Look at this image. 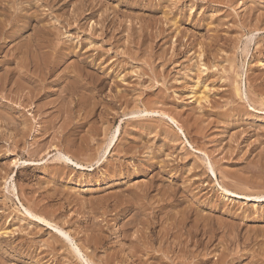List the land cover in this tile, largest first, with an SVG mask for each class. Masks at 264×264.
<instances>
[{"label": "rangeland", "instance_id": "obj_1", "mask_svg": "<svg viewBox=\"0 0 264 264\" xmlns=\"http://www.w3.org/2000/svg\"><path fill=\"white\" fill-rule=\"evenodd\" d=\"M0 29V264H264V0H0Z\"/></svg>", "mask_w": 264, "mask_h": 264}, {"label": "bare ground", "instance_id": "obj_2", "mask_svg": "<svg viewBox=\"0 0 264 264\" xmlns=\"http://www.w3.org/2000/svg\"><path fill=\"white\" fill-rule=\"evenodd\" d=\"M174 1V0H173ZM50 2V1H49ZM152 2V1H151ZM156 2V1H155ZM90 3V2H89ZM146 3V2H145ZM173 3V2H172ZM83 6V5H82ZM86 6V5H85ZM89 6V5H88ZM153 6V5H152ZM172 6V5H171ZM222 6V5H221ZM236 6V5H235ZM150 7H151V5H150ZM232 7V6H231ZM173 9V8H172ZM83 10V9H82ZM89 10V9H88ZM91 11V10H90ZM91 12H93V11H91ZM90 12V13H91ZM105 15V14H104ZM248 15V14H247ZM83 16V15H82ZM150 17V16H149ZM77 20V19H76ZM108 20V19H107ZM162 20V19H161ZM160 20V21H161ZM170 20V19H169ZM252 20V19H251ZM18 21V20H17ZM156 21V20H155ZM154 21V22H155ZM165 21V20H164ZM256 21V20H255ZM149 22V21H148ZM14 23V22H13ZM114 23V22H113ZM112 24V23H111ZM165 24V23H164ZM116 25V24H115ZM15 26V25H14ZM112 26V25H111ZM131 26V25H130ZM148 26V25H147ZM153 27V26H152ZM161 27V26H160ZM58 28V27H57ZM138 28V27H137ZM155 28V27H154ZM123 29H125V27H123ZM131 30H132V28H131ZM0 31H1V29H0ZM47 31V30H46ZM46 31H45V34H46ZM140 31V30H139ZM41 32H42V30H41ZM51 32V31H50ZM164 32V31H163ZM9 33V32H8ZM48 33V32H47ZM54 33V32H53ZM44 34V33H43ZM50 34V33H49ZM58 34V33H57ZM151 34V33H150ZM255 34V33H254ZM41 35V34H40ZM48 35V34H47ZM114 35V34H113ZM152 35V34H151ZM220 35V34H219ZM252 35V34H251ZM53 36V35H52ZM57 36V35H56ZM145 36V35H144ZM149 36V35H148ZM255 35H253V37H254ZM39 37V36H38ZM59 37V36H58ZM66 37V36H65ZM121 37V36H120ZM123 37V36H122ZM155 37V36H154ZM1 38V37H0ZM228 38V37H227ZM250 39H253V38H250ZM250 39H249V41H250ZM47 40V39H46ZM53 40V39H52ZM142 40H143V38H142ZM141 40V41H142ZM219 40V39H218ZM37 41H39V40H37ZM140 41V40H139ZM252 41V40H251ZM250 41V42H251ZM35 42V41H34ZM57 42V41H56ZM56 42H54V43H56ZM215 42V41H214ZM48 43V42H47ZM180 43H181V41H180ZM185 43V42H184ZM16 44V43H15ZM32 44V43H31ZM30 44V45H31ZM38 44V43H37ZM52 44V43H51ZM57 44V43H56ZM55 44V45H56ZM58 45V44H57ZM212 45V44H211ZM41 46H43V44H41ZM61 46V45H60ZM32 47V46H31ZM31 47H30V49H31ZM35 47H38V46H36L35 45ZM47 47V46H46ZM52 47H54V46H52ZM60 48H62V47H60ZM59 48V49H60ZM37 49V48H36ZM39 49H40V47H39ZM52 49V48H51ZM54 50H56V48H54ZM61 50V49H60ZM2 51V50H1ZM17 51V50H16ZM53 52V51H52ZM51 52V53H52ZM59 52V51H58ZM55 53V52H54ZM173 53V52H172ZM209 53V52H208ZM211 53V52H210ZM9 54V53H8ZM11 54V53H10ZM54 55V54H53ZM211 55V54H210ZM35 56V55H34ZM54 56H56V54L54 55ZM33 57V56H32ZM222 57V56H221ZM34 58V57H33ZM152 58V57H151ZM135 59V58H134ZM24 60H26V59H24ZM53 60V59H52ZM201 60V59H200ZM32 62V61H31ZM85 63V62H84ZM262 63V62H261ZM82 64V63H81ZM163 64V63H162ZM70 65V64H69ZM83 65V64H82ZM81 65V66H82ZM75 67V66H74ZM84 67V66H83ZM67 68V67H66ZM80 69V68H79ZM82 69V68H81ZM17 70V69H16ZM15 70V71H16ZM68 70V69H67ZM66 70V71H67ZM84 70V69H83ZM225 70V69H224ZM61 71V70H60ZM86 71H88V69L86 70ZM76 72H78V71H76ZM85 73V72H84ZM32 74V73H31ZM4 76H5V74H4ZM97 76H99V75H97ZM229 76V75H228ZM248 76V75H247ZM20 76H18V78H19ZM70 77V76H69ZM260 77V76H259ZM84 79V78H83ZM99 79V78H98ZM97 79V80H98ZM231 79V78H230ZM43 80V79H42ZM96 80V81H97ZM254 80V79H253ZM66 82V81H65ZM95 83V82H94ZM25 84V83H24ZM90 84V83H89ZM230 84V83H229ZM77 85V84H76ZM242 85V84H241ZM239 86V85H238ZM259 86V85H258ZM38 87V86H37ZM252 88V87H251ZM37 90V89H36ZM82 90V89H81ZM41 91V90H40ZM92 91V90H91ZM36 92H38V91H36ZM14 93V92H13ZM27 93V92H26ZM92 93V92H91ZM1 94V93H0ZM18 94V93H17ZM20 97V96H19ZM60 99V98H59ZM57 102V101H56ZM144 102V101H143ZM143 102H140V103H143ZM163 102V101H162ZM250 102V101H249ZM42 103H44V102H42ZM59 103V102H58ZM87 103V102H86ZM121 103V102H120ZM252 103V102H251ZM28 106V105H27ZM112 106V105H111ZM150 106H153V105H150ZM154 108V107H153ZM215 108V107H214ZM249 108V107H248ZM253 108V107H252ZM251 108V109H252ZM170 109V108H169ZM41 110V109H40ZM144 109H142V111H143ZM152 111H146V110H144V111H146L145 112V115L146 114H149V113H151V116H153L152 115V113H157L156 112V110L155 111H153L154 109H151ZM139 111V110H138ZM131 112V111H130ZM136 112V111H135ZM223 112V111H222ZM134 113V112H133ZM139 113V112H138ZM142 113H144V112H142ZM159 113V112H158ZM6 114V113H5ZM140 114V113H139ZM159 114H161V112L159 113ZM132 115H134V114H132ZM135 115H136V113H135ZM141 116H143L142 114H140ZM150 115V114H149ZM164 115V114H163ZM167 115V114H166ZM227 115V114H226ZM241 115V114H240ZM139 116V115H138ZM155 116V115H154ZM200 116V115H199ZM145 117V116H144ZM149 117V116H148ZM168 117V116H167ZM161 118V117H160ZM168 118H170V120L172 119V117L171 116H169ZM51 119V118H50ZM2 121V120H1ZM6 121V120H5ZM9 121V120H8ZM172 121H173V119H172ZM198 121V120H197ZM242 121V120H241ZM212 122V121H211ZM67 123H69V122H67ZM174 123H175V121H174ZM196 124V123H195ZM200 124V123H199ZM66 125V124H65ZM238 125V124H237ZM210 126V125H209ZM259 126V125H258ZM199 127V126H198ZM197 127V128H198ZM203 128V127H202ZM207 128V127H206ZM257 128V127H256ZM181 129V128H180ZM195 129V128H194ZM200 129V128H199ZM188 130V129H187ZM110 131V130H109ZM117 131H118V129L117 130H115V133H113L112 134V137H111V139H109L110 140V142H109V140H108V142L110 143V144H112V142L117 138V136H116V134H117ZM203 131V130H202ZM226 131V130H225ZM194 133V132H193ZM109 134V133H108ZM203 134V133H202ZM206 134V133H205ZM239 134V133H238ZM110 138V137H109ZM116 140H118V139H116ZM115 140V141H116ZM13 141H14V139H13ZM222 141V140H221ZM117 142V141H116ZM33 145V144H32ZM109 145V144H108ZM115 145V142L113 143V146ZM110 146H112V145H110ZM112 146V147H113ZM33 147V146H32ZM109 147V146H108ZM107 147V148H108ZM137 147V146H136ZM35 148V147H34ZM110 148V147H109ZM197 150V149H196ZM42 151V150H41ZM60 153V152H59ZM62 153V152H61ZM218 157V156H217ZM231 158V157H230ZM59 159H61V161H62V163L64 162V163H66V164H68V163H71V164H75V165H81L80 163H78V162H76L75 160H73L71 157H69V156H67V155H65L64 153H62L61 155H60V158ZM176 160V159H175ZM95 161V160H94ZM60 162V161H59ZM214 166V165H213ZM215 167V166H214ZM249 167V166H248ZM6 168V167H5ZM211 168V167H210ZM108 170V169H107ZM263 170V169H262ZM209 171H212V174L213 175H215V172H214V169H209ZM252 171V170H251ZM153 179V178H152ZM196 181V180H195ZM247 182V181H246ZM254 183V182H253ZM200 184V183H199ZM223 184V183H222ZM227 184V183H226ZM159 186V185H158ZM170 188V187H169ZM231 188V187H230ZM176 189V188H175ZM224 190H226V191H228V192H230V193H232L233 195H236L237 193L236 192H234V191H229V190H227V189H225V188H223ZM164 192V191H163ZM162 192V193H163ZM243 192V191H242ZM252 192V191H251ZM261 192V191H260ZM263 192V191H262ZM238 195V194H237ZM236 195V196H237ZM183 196H185V195H183ZM242 196V195H241ZM247 196H250V195H245V197H247ZM259 196V195H258ZM257 197V196H256ZM263 197V196H262ZM261 197V198H262ZM258 198V197H257ZM159 203H160V201H159ZM155 204V203H154ZM210 205V204H209ZM115 206V205H114ZM34 208V207H33ZM189 208V207H188ZM24 209H25V211L27 212V213H29V215L32 217V219L34 220V221H43V222H46V223H49V224H52L53 222L51 221H49V220H47V219H45V217H42V216H40V215H37L36 213H33L32 211H30L29 209H27L26 207H24ZM119 209V208H118ZM34 211V210H33ZM102 211V210H101ZM109 211V210H108ZM185 211V210H184ZM75 212V211H74ZM210 213V212H209ZM178 214V213H177ZM138 215V214H137ZM136 215V216H137ZM179 216V215H178ZM209 216V215H208ZM31 217H29V218H31ZM192 218V217H191ZM195 218V217H194ZM200 218V217H199ZM135 219V218H134ZM180 219V218H179ZM228 220V219H227ZM182 221V220H181ZM180 221V222H181ZM205 221V220H204ZM140 222V221H139ZM176 222V221H175ZM25 224V223H24ZM54 224V223H53ZM180 224V223H179ZM189 224V223H188ZM239 224V223H238ZM149 225V224H148ZM54 226H55V228L58 230L57 232L60 234V236H66V238H70L69 237V235L62 229V228H60L59 226H57L56 224H54ZM193 226V225H192ZM174 227V226H173ZM205 227H207L205 224H202L199 228H197L196 229V232H198V230L200 231V232H202V235H204V234H207V228H205ZM239 227V226H238ZM180 228V227H179ZM194 228V227H193ZM188 230V229H187ZM207 230V231H206ZM217 230V229H216ZM223 230V229H222ZM233 230V229H232ZM164 232V231H163ZM195 232V233H196ZM234 232V231H233ZM9 233V232H8ZM227 233H229V232H227ZM58 234V235H59ZM198 234V233H197ZM219 234V233H218ZM247 234V233H246ZM249 234V233H248ZM243 235V234H242ZM139 236H141V235H139ZM183 236V235H182ZM208 236V235H207ZM167 237V236H166ZM209 237V236H208ZM246 237V236H245ZM145 238V237H144ZM232 239H233V237H232ZM208 240V239H207ZM210 240V239H209ZM140 242V241H139ZM188 242V241H187ZM228 242V241H227ZM225 243V242H224ZM50 244V243H49ZM187 244V243H186ZM96 245V244H95ZM145 245V244H144ZM166 245V244H165ZM137 247H139V246H137ZM135 248V247H134ZM238 248V247H237ZM51 249V248H50ZM77 250V249H76ZM133 250V249H132ZM134 251V250H133ZM211 251V250H210ZM75 252H77V251H75ZM176 253V252H175ZM179 253V252H178ZM225 253V252H224ZM228 253V252H227ZM78 254H80L79 252H78ZM183 254V253H182ZM228 255V254H227ZM235 255V254H234ZM179 256H180V254H179ZM195 256V255H194ZM223 256V255H222ZM225 256V255H224ZM170 257H172V256H170ZM185 257V256H184ZM225 257H227V256H225ZM223 258V257H222ZM83 259V258H82ZM183 259V258H182ZM1 260H2V258H1ZM119 260V259H118ZM5 261V260H4ZM233 262V261H232ZM248 262V261H247ZM255 262V261H254ZM261 262V261H260ZM56 263V262H55ZM216 263V262H215ZM111 264V263H110ZM230 264V263H229ZM240 264V263H239Z\"/></svg>", "mask_w": 264, "mask_h": 264}]
</instances>
